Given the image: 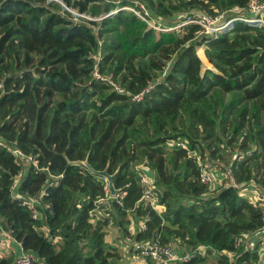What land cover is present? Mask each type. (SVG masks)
I'll return each instance as SVG.
<instances>
[{
  "label": "trees",
  "instance_id": "trees-1",
  "mask_svg": "<svg viewBox=\"0 0 264 264\" xmlns=\"http://www.w3.org/2000/svg\"><path fill=\"white\" fill-rule=\"evenodd\" d=\"M62 2L94 17L119 11L78 22L46 0H0V141L38 165L0 146V228L34 253L36 264H126L125 240L208 247L184 264H231L215 252H236L234 264H257V248L236 251L234 241L263 226V208L241 189L254 184L264 192V27L239 23L217 38L195 24L157 33L122 10L136 8L133 0ZM142 2L177 25L200 8L234 17L233 9L249 0ZM102 36L110 38L100 44ZM201 46L217 72L202 74ZM96 68L131 95L153 89L135 102L95 79ZM159 72H166L162 80ZM216 90L241 97L217 112ZM225 143L242 152L230 165L241 189L212 190L201 182L202 171ZM85 161L114 176L119 192L106 219L90 216L108 186ZM143 163L154 174L162 213L141 200ZM36 198L38 218L23 205ZM134 222L144 228L132 234ZM0 264H15L14 255L0 256Z\"/></svg>",
  "mask_w": 264,
  "mask_h": 264
},
{
  "label": "built area",
  "instance_id": "built-area-1",
  "mask_svg": "<svg viewBox=\"0 0 264 264\" xmlns=\"http://www.w3.org/2000/svg\"><path fill=\"white\" fill-rule=\"evenodd\" d=\"M122 10L134 13L138 18H140L143 22L147 24L151 29L157 30L158 32H171L177 31L184 26L188 25H199L205 35L209 37L217 38L225 32H229L234 29V27L243 23L246 25L254 26V27H264V0H249V3L245 9H240L239 7H235L232 13H235L234 17H226L225 13L219 15H209L204 14L197 16L196 14L193 16H189L185 21L181 24L173 25V26H163L162 24H157L152 18V12L147 5L142 2L136 3L135 7H123ZM71 14H74L78 17L86 18V14H79L72 9H69ZM119 10L110 12L103 16V18L108 17L110 14H116ZM89 20H92L89 19ZM93 21V20H92ZM94 78L105 83L109 88L117 92L121 95H129L132 96V100L135 102H141L144 100V97L147 93L153 89V85L151 84L148 88L141 91L138 94L131 95L128 91L125 90L121 85H118L114 80L113 76H104L99 73L96 68L94 72ZM177 146L184 147L183 143L176 144ZM0 146L7 149L9 153L14 155L15 157L24 160L28 164H32L35 167H38L37 161L34 157L26 155L20 149L15 146L6 145L4 142L0 141ZM141 175H140V185L142 189V202L146 205L151 206L154 210L159 213L164 211V208L158 205L157 194L155 192V179L153 172L146 166V164L140 165ZM224 177V183L221 186L225 187H234L241 189V186L236 182L235 175L232 170V167H229L225 172L222 173ZM22 173H20L17 177V180L14 184V188H16L19 180L22 177ZM201 182L205 185H208L210 188L214 186L215 178L212 171L204 169L201 175ZM250 188V193L246 192L247 189ZM242 193H244L253 203L258 204L261 208H263V226L258 231L250 234L243 233L238 236L234 241V248L236 251L244 250L250 251L257 248L258 253V262L257 264H264V242H261L262 237L260 234L264 233V192L259 187L254 184H249L246 188L241 189ZM251 195V196H250ZM115 197L110 195V192L107 187V195L105 198H102L97 201V209L91 212L90 216L94 220L99 218L106 219L108 218L107 211L111 209V201ZM39 199L36 198L34 200H25L23 205L31 211L34 218H38L40 216L38 205ZM110 226L112 225L111 219ZM2 240H11L18 247L19 251L15 258V264H36V256L34 253L26 251L22 248L20 243H18L8 232L0 228V241ZM134 251L137 252L145 262L150 260L152 264H184L189 262L194 256L202 255L205 256L208 252V247L205 245H199L194 249H186L180 244L176 243H162L159 240L155 241H145L142 243L134 244ZM213 255H226L228 256L231 264L235 263L237 253H220L215 252Z\"/></svg>",
  "mask_w": 264,
  "mask_h": 264
},
{
  "label": "rangeland",
  "instance_id": "rangeland-1",
  "mask_svg": "<svg viewBox=\"0 0 264 264\" xmlns=\"http://www.w3.org/2000/svg\"><path fill=\"white\" fill-rule=\"evenodd\" d=\"M46 1L49 2V3L50 2H53L56 5H58L60 7V9L66 10V11L69 12V10L67 9L68 7L66 8L60 2H56L55 0H46ZM110 1L119 3L121 0H110ZM137 2H142V0H133V3H135V5H136ZM142 3H144V2H142ZM144 4L147 5L146 3H144ZM117 10L118 9H116L114 11H117ZM111 12H113V11H111ZM194 12L196 13L197 16L204 15V14H209L207 11L202 10L201 8L200 9H197ZM85 16H86V18H84V17H78V16H76L74 14H71L70 15V18H72L74 21H78V22L81 19H84L85 21H89V19L92 18L93 21H97V22L105 19V18H103V16L102 17H94V16L89 15V14H87ZM188 17H189V14L188 13H185L184 15H181L180 18L178 19L179 21H178L177 24H181ZM152 18H153V20L157 24H162L163 26H166V27L173 26V25H169V24L167 25L165 23V20L163 18L154 16L153 14H152ZM101 28H102V26L98 25L97 27H94V31L96 33H98V32L100 33ZM148 28H150V27H148ZM177 31H180V29L177 30ZM156 32L157 33H160L157 30H156ZM106 38H110V37L102 36L99 39V43L102 44V41L104 39H106ZM197 48H198V55L200 56V58L202 59V62H203V65H202V74H205L207 70H213V71L217 72L216 69L214 68V66L212 64H210L208 62V60L206 59L204 46L197 47ZM102 55H103V53H101L100 51L93 54V56H94V58L96 60L95 67L96 66L98 67V63H99ZM166 66H168V64H166ZM155 74H156L158 80H162L164 78L166 72H159V73H155ZM104 76H113V75L112 74L105 73ZM113 78H114V76H113ZM114 80L117 82L118 85H120L119 84L120 81L116 80L115 78H114ZM234 96H236V97L239 98V97H241V94L235 93V94L228 95V94H223L222 92L216 90L215 91V94H214V98H215L214 99V103H215V107H216L217 112H219L222 109V107L224 105H226L230 101V99L233 98ZM237 146H238V144H232V145L228 146V144H226V143L225 144H222V145H219L218 146L219 147V150H218V154H217L218 158L212 159L210 161L211 164H213V166L210 169V171H212V170H214V168H216V169L220 170L222 173L225 172V170H227L230 167L231 163L237 157V155L242 154L241 150ZM207 166H211L210 163L209 164L207 163ZM207 170H208V168H207ZM129 243H131V246H133L135 244V243H132L131 240H125V241H123V244L124 245H122L124 247V249L122 250L123 251V254H124V259L126 260L128 258H131L129 262L127 260L126 264H140L139 262L142 260L141 256H139L136 252L135 253L137 255H135L134 251H130V249H129ZM135 256L137 258L140 257L141 259L139 258L138 260H136ZM144 264H147V262L144 263Z\"/></svg>",
  "mask_w": 264,
  "mask_h": 264
},
{
  "label": "crops",
  "instance_id": "crops-1",
  "mask_svg": "<svg viewBox=\"0 0 264 264\" xmlns=\"http://www.w3.org/2000/svg\"><path fill=\"white\" fill-rule=\"evenodd\" d=\"M205 48V47H204ZM213 174H214V178H215V183H214V186L211 188L212 190H217L221 187V185L225 182L224 181V177H223V174L220 170L214 168V170H212ZM248 193H250V188L247 189ZM251 196V195H250ZM144 228V223L143 222H139V223H136L134 222L132 227H131V233L132 234H135L136 231H138L139 229H142ZM112 230V233L115 234L116 231L113 230V228H110ZM260 236L262 237L261 239V242H264V233L262 232L260 234ZM122 244H123V241H122ZM131 243H129L130 245ZM124 245V244H123ZM124 249V247L122 246V250ZM18 251H19V247L11 240H2L0 241V256H9V255H14V257L16 258V255L18 254ZM135 253V252H134ZM137 253V252H136ZM135 253V255H137ZM133 255V254H132ZM139 255V254H138ZM140 256V255H139ZM136 260H138L139 258H137L135 256ZM142 258V257H141ZM140 258V259H141ZM131 258H128L126 259L125 261L128 262L130 261ZM136 262V261H135ZM140 264H144L146 263L143 258L142 260L139 262Z\"/></svg>",
  "mask_w": 264,
  "mask_h": 264
},
{
  "label": "water",
  "instance_id": "water-1",
  "mask_svg": "<svg viewBox=\"0 0 264 264\" xmlns=\"http://www.w3.org/2000/svg\"><path fill=\"white\" fill-rule=\"evenodd\" d=\"M56 2H60V3H62L66 8H67V6L62 2V0H55ZM68 10H69V8H67ZM70 12V11H69ZM113 14H110L108 17H110V16H112ZM104 16V15H103ZM84 165L86 166V167H88V169L92 172V173H94L95 175H97V176H100V177H102V178H104L105 179V181L107 182V186H108V190H109V192H110V195L112 196V197H116L117 195H118V190L117 189H115V186H114V176L113 175H110L109 173H108V171L107 170H105V171H101V172H98V171H95L92 167H91V165H89V163L87 162V161H85L84 162Z\"/></svg>",
  "mask_w": 264,
  "mask_h": 264
}]
</instances>
